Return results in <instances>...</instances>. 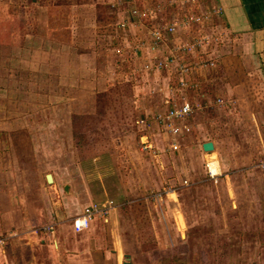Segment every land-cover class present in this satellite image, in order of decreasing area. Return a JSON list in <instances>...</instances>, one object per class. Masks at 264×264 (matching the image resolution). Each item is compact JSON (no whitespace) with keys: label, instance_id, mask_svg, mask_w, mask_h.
Returning <instances> with one entry per match:
<instances>
[{"label":"crops","instance_id":"obj_1","mask_svg":"<svg viewBox=\"0 0 264 264\" xmlns=\"http://www.w3.org/2000/svg\"><path fill=\"white\" fill-rule=\"evenodd\" d=\"M178 3L189 5L188 13L204 17L210 12L216 18L215 30L230 35L221 45L220 59L216 55L207 63L212 66L221 61L225 65L224 87L218 85L214 91L209 83L211 90H206L205 74L197 77L195 81L200 86L196 101H191L194 111L185 121L190 131L175 136L160 122L158 132L147 129L139 135L137 141H141L142 148L136 142L134 151L139 148L149 165H138L139 156H130L129 172L133 177L125 174L111 156L84 153L79 157L81 150L76 151L70 134L60 140V150L56 149L57 140L49 143L55 147L49 151L36 139L29 156L3 153L2 149L0 264H184L188 257H209L207 249L220 256L215 253L217 239L202 240L201 235H192L191 239L194 223L200 230L202 224L199 207L193 208L192 213L186 205H210L214 228H218L217 219L222 225L220 212L225 205L231 212L228 223L238 218L241 223L236 226L242 228L241 234L232 238L230 235L226 256L247 259L242 264L263 256L264 0ZM135 7L124 15L129 14L132 22L142 19L146 12ZM195 14L177 19L174 38L181 40L190 32L187 21ZM147 29L151 34L153 25ZM199 67L202 69L203 65ZM186 78L194 82L191 75ZM183 100L190 101L189 96L177 101ZM153 111V106L145 108V113ZM217 116L223 121H218ZM204 125L208 130H204ZM207 141L213 142L212 151L203 149ZM150 144L151 148L144 149ZM156 151L166 158V177L157 170L154 176ZM211 158L216 159L219 171L214 178L206 167ZM63 159L69 164L61 171L56 165ZM48 174L53 182H49ZM111 200L115 207L109 214L96 217L86 230L74 229L72 218L85 206ZM153 242L158 248H169L172 242L175 250L156 249L152 256L147 247Z\"/></svg>","mask_w":264,"mask_h":264},{"label":"rangeland","instance_id":"obj_2","mask_svg":"<svg viewBox=\"0 0 264 264\" xmlns=\"http://www.w3.org/2000/svg\"><path fill=\"white\" fill-rule=\"evenodd\" d=\"M188 6L178 0H0V152L29 156L33 139L49 151L55 148L49 143L57 140L60 150V140L70 134L76 151L81 150L78 156H111L132 177L130 156H139L138 165H149L139 148L134 151L136 142L142 148L139 135L147 129L160 130L159 115L168 111L171 101L188 96L196 101L197 77L205 74L206 90H211L209 83L215 89L226 82L225 65L207 63L216 55L220 59L221 45L230 35L215 30L216 18L210 12L201 17L188 13ZM134 7L146 11L141 21L124 16ZM192 14L196 16L187 21L190 32L181 40L174 38L177 19ZM152 25L153 35L147 29ZM169 25H175V30L161 31L162 38L156 39L155 32ZM182 79L189 85L181 84ZM152 106L154 111L145 113ZM200 115L204 118V113ZM208 128L204 125V130ZM155 154L154 176L162 172L160 176L165 173L166 177V158ZM64 162L56 165L61 171L69 164ZM186 206L192 213L199 207L202 224L200 230L193 222L196 229L190 232L191 239L192 235L217 239L215 253L220 256L206 248L209 257H188L184 264L247 261L226 256L230 235L242 233L241 226H236L241 223L238 218L228 223L230 209L224 205L222 225L217 219L218 228H214L210 205ZM169 244V248H158L153 242L147 250L153 256L156 249L172 250ZM250 264H264V254Z\"/></svg>","mask_w":264,"mask_h":264},{"label":"built area","instance_id":"obj_3","mask_svg":"<svg viewBox=\"0 0 264 264\" xmlns=\"http://www.w3.org/2000/svg\"><path fill=\"white\" fill-rule=\"evenodd\" d=\"M175 30V25H169L167 28L163 29L160 27L157 32H155L156 39H161V31L164 33H169ZM153 35V32H152ZM194 46V45H193ZM204 65V64H203ZM187 70L183 69V71ZM181 84L189 85L181 80ZM194 107L193 103L189 100L174 101L172 105L169 106L168 111L164 115H159L161 117V123L173 134L180 135L188 133L190 131V125L187 124V118L193 114ZM152 145H147L144 149L151 148ZM216 159L211 158L206 162L207 171L210 177H215L218 175L219 171L215 169L214 163ZM261 166H264V160L261 161ZM114 202L108 201L107 204L91 203L84 207L83 211L72 218V226L76 231H83L90 227L91 222L98 216H103L109 214L112 208H114ZM50 231H53V226L49 227ZM3 239H0V242Z\"/></svg>","mask_w":264,"mask_h":264},{"label":"water","instance_id":"obj_4","mask_svg":"<svg viewBox=\"0 0 264 264\" xmlns=\"http://www.w3.org/2000/svg\"><path fill=\"white\" fill-rule=\"evenodd\" d=\"M203 149L205 150V151H212L213 149H214V144H213V142L212 141H207V142H205L204 144H203ZM47 178H48V180H49V182H53V179H52V176H51V174H48L47 175Z\"/></svg>","mask_w":264,"mask_h":264},{"label":"bare ground","instance_id":"obj_5","mask_svg":"<svg viewBox=\"0 0 264 264\" xmlns=\"http://www.w3.org/2000/svg\"><path fill=\"white\" fill-rule=\"evenodd\" d=\"M214 167H215V169H217V170H218V166H217V163H216V161H215V163H214Z\"/></svg>","mask_w":264,"mask_h":264},{"label":"trees","instance_id":"obj_6","mask_svg":"<svg viewBox=\"0 0 264 264\" xmlns=\"http://www.w3.org/2000/svg\"><path fill=\"white\" fill-rule=\"evenodd\" d=\"M100 19L102 18L101 14L99 15Z\"/></svg>","mask_w":264,"mask_h":264}]
</instances>
